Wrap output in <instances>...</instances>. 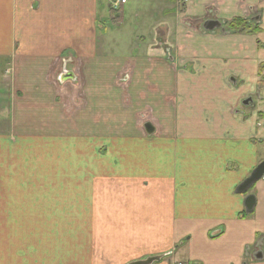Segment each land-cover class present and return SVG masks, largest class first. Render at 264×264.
<instances>
[{"label": "crops", "instance_id": "0c3cea01", "mask_svg": "<svg viewBox=\"0 0 264 264\" xmlns=\"http://www.w3.org/2000/svg\"><path fill=\"white\" fill-rule=\"evenodd\" d=\"M245 13L258 32L226 29ZM133 14L107 56L109 19ZM262 63L264 0H0V264H264V174L238 190L264 161ZM75 68L78 112L52 86ZM148 106L141 132L127 119Z\"/></svg>", "mask_w": 264, "mask_h": 264}, {"label": "rangeland", "instance_id": "374dc122", "mask_svg": "<svg viewBox=\"0 0 264 264\" xmlns=\"http://www.w3.org/2000/svg\"><path fill=\"white\" fill-rule=\"evenodd\" d=\"M248 17L249 16H247V13L243 14L242 16H240L241 19L246 20V22L248 23L250 29H253V28H255V29L258 28L259 29V24L256 21L255 17H252V16H251V18H248ZM110 18L113 21V23H115V24H117V22H119L117 17H116V14H114L113 16H110ZM249 19L251 20V22H249ZM136 20H138V17L136 15H134V14L130 16V19H126V20L123 21L124 25L123 24L113 25L111 23L110 19H109V22L107 23L108 33H107V35L105 37L106 38V40H105L106 49H107V53H108L107 56L114 55V52H115V50L118 47L124 49L126 46H129L130 43L132 44V43H134V41H136V39H135L136 36L133 35V33L130 30V26H129L130 23H136L137 22ZM227 23L228 22L224 23L225 27H226ZM113 29L117 31V32H115V34H113ZM139 29L141 30L142 28L140 27ZM236 29H238V28H236ZM234 33H238V32H234ZM250 33H255V32H250ZM126 55H129V53H126ZM263 67H264V63H262L259 66L260 72H261V70H263ZM58 70H60V68ZM114 70L115 69H112L115 77L113 78L112 82L109 81V82L113 83V85H115V89L112 90V93H111L112 96H113V99H114V101H113L114 104L115 103H117V104H121L122 103V106L125 109L133 107L134 104H131V102H129V103L125 102L127 98L131 97V75H132V70L133 69L131 68V66L126 64L125 67H121L118 70L119 72L118 71L116 72ZM63 74L64 75L72 74V76L68 78L70 80H68L66 82V84L68 83V85H69L68 88H66V87L64 88V86L63 87L59 86L57 81L54 79L55 78V74H53V80L54 81H53L52 86H53V90L55 91V98H57L56 101H58V104L61 105L63 102L66 101V95L70 96V97H73V98H75L74 101L76 102L75 109L78 112V108L84 106L83 105L84 102L80 101V99H81L80 96H81L82 82H81V80H78V76L84 75L83 68H75L74 70L65 69ZM126 77H127V79H126ZM259 86L260 87L261 86L264 87V75L263 74H262ZM260 94H261V98H262L261 101L256 99V98H255V100H256L257 103H260L259 107L261 109H263L264 108V91H261ZM240 106H242V105H240ZM11 111H12V116H11V120H12L13 116H14V113H13L12 109H11ZM151 111H152V108L149 107V106L141 108L139 111H136L134 114H132V117H129V119H127V120L137 124L139 126V131L142 132L143 131L142 123H143L144 120H146L148 118L152 122L154 121L153 120V113ZM18 118H19V123L20 124H22V123L29 124L30 122L33 121L31 119V117H29V116L25 117V116L21 115V113H20ZM82 120H84V119H82ZM116 120L120 121V119H117V118H116ZM88 122H89V120L86 117L84 123H88ZM108 122H109V119H108ZM33 123H34V121H33ZM4 124L6 125V123H4ZM6 126H2L1 125L0 126V131L4 130ZM2 245H3V243L0 242V251H2ZM27 250H28V247L27 246L24 247V244H23L22 248L20 250H18V252H19V254L22 255L23 252L27 251ZM50 261H51V258H50V256H47V255H46L45 259L42 258L40 261L35 260V262H39V263H42V264H44V263L49 264ZM12 262H13V260H12ZM13 263L20 264V262H18V261H15ZM23 263H24V261H23ZM177 263L178 262H176L175 264H177Z\"/></svg>", "mask_w": 264, "mask_h": 264}, {"label": "water", "instance_id": "95a60500", "mask_svg": "<svg viewBox=\"0 0 264 264\" xmlns=\"http://www.w3.org/2000/svg\"><path fill=\"white\" fill-rule=\"evenodd\" d=\"M219 27H220V23L216 20H207L203 23V29H205V30H213V29L219 28ZM63 73L58 77V81L60 83L64 80H66L71 75V74L70 75H64ZM249 101H251V98H248L247 100H245L244 103L247 104ZM144 128H145V131L148 135H150L154 132V127L150 122L144 123ZM263 174H264V161H261L253 169V171L251 172L249 177L239 186L238 190L240 192L246 191L250 186H252L258 180H260L261 177L263 176ZM254 203H255L254 195H249L246 197L245 207L247 210L252 209V206L254 205ZM154 260H158V258H156V259L149 258L145 261H139V262H136L133 264H151Z\"/></svg>", "mask_w": 264, "mask_h": 264}, {"label": "trees", "instance_id": "16d2710c", "mask_svg": "<svg viewBox=\"0 0 264 264\" xmlns=\"http://www.w3.org/2000/svg\"><path fill=\"white\" fill-rule=\"evenodd\" d=\"M117 11V10H116ZM116 13H112V15H114ZM238 28V29H236ZM226 29H228L231 32H238V33H242V32H258V28L255 29H250L248 23L246 22V20L241 19L240 17H234L232 18L231 21H229L226 24Z\"/></svg>", "mask_w": 264, "mask_h": 264}, {"label": "built area", "instance_id": "2783aa9c", "mask_svg": "<svg viewBox=\"0 0 264 264\" xmlns=\"http://www.w3.org/2000/svg\"><path fill=\"white\" fill-rule=\"evenodd\" d=\"M108 1L111 9L114 11L117 10L121 4L125 3V0H108ZM177 264H186V263L178 262Z\"/></svg>", "mask_w": 264, "mask_h": 264}]
</instances>
